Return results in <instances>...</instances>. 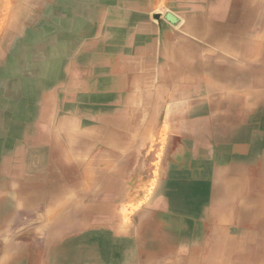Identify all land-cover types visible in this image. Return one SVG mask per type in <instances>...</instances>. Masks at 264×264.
Masks as SVG:
<instances>
[{"label": "crops", "instance_id": "0c3cea01", "mask_svg": "<svg viewBox=\"0 0 264 264\" xmlns=\"http://www.w3.org/2000/svg\"><path fill=\"white\" fill-rule=\"evenodd\" d=\"M222 2L0 0V43L8 46L0 71L47 64L54 77L35 75L25 85L28 109L40 103L39 120L47 118L44 109L54 88L57 115L75 125L64 127L73 134H94L95 122L113 117L150 120L151 126L171 121L168 160L203 161L208 182L232 185L226 190L240 194L256 183L255 141L264 136V76L260 80L256 72L264 66L253 64L249 41L241 49L239 23L232 29L224 23ZM28 116L36 118L31 111ZM81 121L92 124L85 127ZM158 129L153 126L152 134Z\"/></svg>", "mask_w": 264, "mask_h": 264}, {"label": "rangeland", "instance_id": "374dc122", "mask_svg": "<svg viewBox=\"0 0 264 264\" xmlns=\"http://www.w3.org/2000/svg\"><path fill=\"white\" fill-rule=\"evenodd\" d=\"M231 2L239 6L241 49H247L249 41L255 51L253 64L264 66V0ZM3 27L1 23L0 30ZM7 47L1 41L0 64ZM256 74L263 79L264 71ZM50 93L47 118L39 120V104L30 109L38 118V130L45 123L51 126L47 137L32 127L20 138L27 152L21 155L19 148L9 156L12 167L43 172L45 180L40 191L28 195L14 188L0 192L8 203L0 215V246L11 242L16 247H0V264H264L262 134L255 141L256 183L237 194L226 190L232 185L208 182L203 161L168 160L171 121H154V129H159L152 134L150 120L113 117L95 122L96 130L90 127L95 134H75L70 141H62V136L56 142L54 131L71 132L64 127L72 123L57 115L58 97L54 89ZM88 122L80 124L90 126ZM201 177L203 181H194ZM15 183L11 179V186ZM240 195L243 198H237ZM83 239L93 255L77 260L70 247ZM59 250L61 261L56 258Z\"/></svg>", "mask_w": 264, "mask_h": 264}, {"label": "bare ground", "instance_id": "6f19581e", "mask_svg": "<svg viewBox=\"0 0 264 264\" xmlns=\"http://www.w3.org/2000/svg\"><path fill=\"white\" fill-rule=\"evenodd\" d=\"M198 1V0H197ZM214 2V1H213ZM175 3V2H174ZM158 4V3H157ZM208 4V3H207ZM183 5V4H182ZM227 8L230 7V11L227 16V20L224 21V23H227L228 27H233L234 22H237L240 20V14H239V6L233 7L231 0H227ZM243 5V3H242ZM189 6V5H188ZM187 6V7H188ZM205 7V6H204ZM243 7V6H242ZM246 7V6H245ZM190 10V9H189ZM242 11V10H241ZM196 13V12H195ZM190 14V13H189ZM186 15V14H185ZM213 15V14H212ZM197 16V15H196ZM178 17V16H177ZM212 19V18H211ZM220 19V18H219ZM209 20V19H208ZM210 21V20H209ZM208 22V21H207ZM210 23V22H209ZM209 25V24H208ZM225 25V24H224ZM238 26V25H237ZM234 28V27H233ZM249 28V27H248ZM232 29V28H231ZM209 30V29H208ZM225 30V29H224ZM242 29H239V31ZM244 30V29H243ZM61 31V30H59ZM210 31V30H209ZM229 31V30H228ZM208 32V31H207ZM215 33V32H213ZM225 33V32H224ZM210 34V33H209ZM231 35V33H230ZM38 36V35H37ZM67 36V34H66ZM229 36V35H228ZM239 37V36H238ZM237 38V36L235 37ZM246 38V37H245ZM234 39V38H233ZM66 40V39H65ZM65 40H63L65 42ZM61 41V40H60ZM238 41V40H237ZM60 43V42H59ZM52 44V43H51ZM66 44V43H65ZM53 45V44H52ZM56 46V45H55ZM65 46V45H64ZM53 48V47H52ZM55 48V47H54ZM53 48V49H54ZM57 48V47H56ZM68 48V47H67ZM48 49V48H47ZM58 50V49H57ZM249 50V49H248ZM35 51V50H34ZM28 53V51H27ZM48 54L50 52H47ZM53 54V53H52ZM72 55V54H71ZM145 55V54H144ZM28 56V55H27ZM26 56V57H27ZM56 56V55H55ZM253 56V55H252ZM18 57V56H17ZM33 57V56H32ZM54 57V56H53ZM72 57V56H71ZM93 57V56H92ZM30 58V57H29ZM8 59V56H7ZM26 59V58H25ZM43 59V58H42ZM9 60V59H8ZM15 60V59H13ZM30 60V59H29ZM69 59H67L68 61ZM31 61V60H30ZM130 61V60H129ZM17 62V61H15ZM12 62V63H15ZM25 62V61H24ZM46 62V61H45ZM48 62V61H47ZM46 62V63H47ZM66 62V61H65ZM26 63V62H25ZM129 63V62H128ZM38 64V63H37ZM8 66V63H6ZM12 65V64H11ZM21 65V64H20ZM112 65V64H111ZM169 65V63H168ZM27 66V64H26ZM34 66V65H33ZM65 66V65H63ZM11 67V66H10ZM9 67V68H10ZM15 68L9 69L8 67L2 71H0V85L3 86V95L2 98H0V192L2 191H9L10 188H14V191L17 193L22 194H30V192L34 190L40 191L41 184L43 183L44 175L38 171H33L32 169H22L19 171V169H16L15 167H12L10 163L12 160L9 158V156L14 153L17 149H21L22 151H19L21 155L25 152H27L26 146H20V138L24 135H28V131L32 129V127L36 128L37 134H41L42 136L46 135L49 132V128L51 129V126L48 123H45L44 129L39 131L36 127V118L28 119V113L29 106H30V98L29 97V88H26L25 85L29 83H33V78L35 75L39 79H45L50 80L52 77H54V72H52L50 69L47 68V64H44L40 67L39 65L35 67L34 70H24V69H18V66H15ZM1 68V67H0ZM110 68V66H109ZM57 72V71H56ZM71 77V76H70ZM186 78V77H185ZM60 79V78H59ZM72 80V79H71ZM190 80V79H189ZM83 81V80H82ZM74 82V81H73ZM201 82V81H200ZM38 83V82H37ZM195 83V82H193ZM192 83V84H193ZM47 84V83H46ZM73 84V83H72ZM200 84V83H199ZM202 84V83H201ZM42 85V84H41ZM45 85V84H44ZM43 85V86H44ZM0 86V88H1ZM139 86V85H138ZM73 87V86H71ZM136 87V86H135ZM134 87V88H135ZM77 88V87H76ZM54 89V88H53ZM140 89V88H139ZM127 90V89H126ZM75 92V91H74ZM206 92V91H205ZM213 92V91H212ZM57 94V93H56ZM31 95V94H30ZM34 95V94H33ZM33 95L32 98H33ZM96 95V94H95ZM129 95V94H128ZM127 95V96H128ZM165 95V94H164ZM215 95V94H214ZM40 96V95H39ZM57 96V95H56ZM55 96V97H56ZM75 96V95H74ZM38 97V96H36ZM131 98V97H130ZM39 99V98H38ZM43 99V97H42ZM45 99V98H44ZM70 99V98H69ZM60 100V99H59ZM117 100V99H116ZM129 100V99H128ZM43 101V100H42ZM121 101V100H120ZM131 101V100H130ZM220 102V101H219ZM226 102V101H225ZM63 103V102H62ZM40 104V103H39ZM42 104V103H41ZM88 104V103H87ZM109 105V104H108ZM111 105V104H110ZM144 106V105H143ZM146 106V105H145ZM220 106V105H219ZM123 107V106H122ZM120 106H118V108ZM129 107V106H128ZM218 107V106H217ZM39 108V107H38ZM58 108V107H57ZM110 108V107H109ZM125 108V107H124ZM131 108V107H130ZM143 108V107H142ZM219 108V107H218ZM71 109V108H70ZM94 110V108H93ZM92 110V111H93ZM85 111V110H83ZM101 111V110H100ZM117 111V110H115ZM121 111V110H119ZM118 111V112H119ZM248 112V111H247ZM95 113V112H94ZM93 113V114H94ZM99 113V112H98ZM114 113V112H113ZM249 113V112H248ZM53 114V113H52ZM123 114V113H122ZM125 114V113H124ZM49 115V114H48ZM114 115V114H113ZM128 115V114H127ZM123 116V115H122ZM219 116V115H218ZM79 117H82L81 115ZM111 117V116H110ZM215 117V116H214ZM231 117V116H230ZM229 117V118H230ZM75 118V117H74ZM103 118V117H102ZM115 118V117H114ZM121 118V117H120ZM90 119V118H88ZM101 119V118H100ZM117 119V118H116ZM192 119V118H191ZM194 119V118H193ZM44 120V119H43ZM77 120V119H76ZM234 120V119H233ZM79 123V122H78ZM190 123V122H189ZM40 124H42L40 122ZM59 124V123H58ZM126 124V123H125ZM62 125V123H61ZM64 125V124H63ZM117 125V124H116ZM142 125V124H141ZM43 126V124H42ZM105 126V125H104ZM70 128H73V125L69 124ZM99 129V128H98ZM85 130V129H84ZM126 130V129H125ZM120 131V130H119ZM179 131V130H178ZM69 133H66L65 131H62V129L54 131V136H56V142L62 137L65 136V140L63 138L62 141L71 140L72 137L75 134L71 133L70 131H67ZM96 132V131H95ZM124 133V132H123ZM122 133V134H123ZM79 134V133H78ZM95 134V133H94ZM121 135V134H120ZM186 135V134H185ZM50 136V135H49ZM69 136V137H68ZM76 136V135H75ZM123 137H125L123 135ZM92 138V136H91ZM186 138V137H185ZM36 139V138H35ZM39 139V138H38ZM41 139V138H40ZM80 140V138H79ZM28 141V140H27ZM26 141V142H27ZM43 142V141H40ZM30 143V142H28ZM39 143V142H38ZM202 145V144H201ZM205 145V144H204ZM208 145V144H207ZM113 147V146H112ZM205 147V146H204ZM209 148V147H208ZM197 150V149H196ZM209 150V149H208ZM192 151V150H191ZM49 153V152H48ZM197 153V152H196ZM198 154V153H197ZM196 154V155H197ZM14 157V156H13ZM73 157V156H72ZM13 164V163H12ZM100 165V164H99ZM207 167V166H206ZM20 168V167H19ZM19 171V172H18ZM11 179H14L15 183L14 187L11 186ZM46 184V183H45ZM53 185V184H52ZM54 187V186H53ZM50 188V187H49ZM37 191V192H38ZM43 191V190H42ZM35 192V191H34ZM41 195V194H40ZM32 196V195H31ZM159 196V195H158ZM39 197V196H38ZM107 197V195H106ZM104 198V197H103ZM35 199V198H34ZM102 199V198H101ZM100 199V200H101ZM181 199V198H180ZM157 200V199H156ZM109 201V200H108ZM176 200H174L175 202ZM95 202V201H94ZM103 202V201H102ZM180 202V201H179ZM173 203V202H172ZM176 204V203H175ZM216 204V203H215ZM8 205V203L5 200L0 199V215L4 211L5 207ZM168 205V204H167ZM191 205V204H190ZM224 205V204H223ZM181 207V206H180ZM217 207V206H216ZM98 208V207H96ZM100 208V207H99ZM89 209V208H87ZM103 209V208H101ZM100 210V209H99ZM107 210V209H106ZM88 211V210H87ZM90 211V210H89ZM88 211V212H89ZM95 211V210H94ZM93 211V212H94ZM214 211V209H213ZM87 213V212H86ZM91 214V213H90ZM86 215V214H84ZM83 218V217H82ZM216 218V217H215ZM181 220V219H180ZM23 224V222L21 223ZM25 225V224H23ZM156 227V226H155ZM240 230V229H239ZM17 233V232H16ZM147 238V237H146ZM6 242H3L5 244ZM1 248L5 250H15L16 247H12L11 242H7L6 245H1ZM91 245L88 243V240L83 239L79 243L73 245L70 247V255L73 256V258L85 259L87 257H90L93 255V253L90 251ZM163 251V250H162ZM63 251L59 250L57 252V259L59 260L62 257ZM1 255V252H0ZM20 261V260H19ZM61 261V260H59Z\"/></svg>", "mask_w": 264, "mask_h": 264}, {"label": "water", "instance_id": "95a60500", "mask_svg": "<svg viewBox=\"0 0 264 264\" xmlns=\"http://www.w3.org/2000/svg\"><path fill=\"white\" fill-rule=\"evenodd\" d=\"M169 18L173 19L171 15H168Z\"/></svg>", "mask_w": 264, "mask_h": 264}]
</instances>
